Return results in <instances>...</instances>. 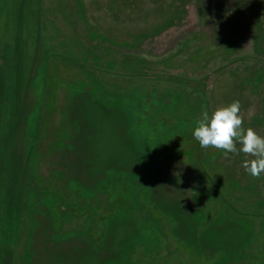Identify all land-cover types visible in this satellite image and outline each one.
Masks as SVG:
<instances>
[{"label": "rangeland", "instance_id": "obj_1", "mask_svg": "<svg viewBox=\"0 0 264 264\" xmlns=\"http://www.w3.org/2000/svg\"><path fill=\"white\" fill-rule=\"evenodd\" d=\"M264 0H0V264H264ZM239 147V145H238Z\"/></svg>", "mask_w": 264, "mask_h": 264}, {"label": "clouds", "instance_id": "obj_2", "mask_svg": "<svg viewBox=\"0 0 264 264\" xmlns=\"http://www.w3.org/2000/svg\"><path fill=\"white\" fill-rule=\"evenodd\" d=\"M240 112L238 100L219 106L211 113L204 106L195 121L192 136L202 149H216L235 155L242 152L252 157L243 166L253 179H260L264 174V137L251 127H243Z\"/></svg>", "mask_w": 264, "mask_h": 264}]
</instances>
